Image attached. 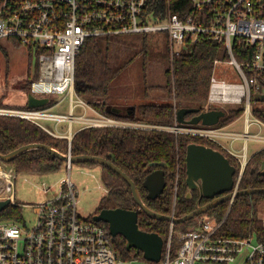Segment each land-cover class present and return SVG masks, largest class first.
<instances>
[{"label": "built area", "instance_id": "1", "mask_svg": "<svg viewBox=\"0 0 264 264\" xmlns=\"http://www.w3.org/2000/svg\"><path fill=\"white\" fill-rule=\"evenodd\" d=\"M155 0H0V40L27 47L38 59L39 77L30 92L38 97L69 98V113L49 107H0V115L28 120L55 137L71 143L73 124L140 130H167L209 138L240 162L234 192L249 161L247 140L264 141V122L253 114L252 95L264 98V0H164L163 10ZM144 34L168 40L170 59L181 54L188 43L209 39L225 46L228 60L214 61L206 107L240 104L244 108L245 133L228 132L225 127L185 125L159 126L107 116L94 110L75 89L76 58L90 37ZM253 48L248 61L239 62L235 46ZM221 65L233 67L242 83L218 75ZM249 72H248V71ZM49 103V104H50ZM81 109L75 115L76 109ZM90 111L93 115H90ZM52 123V125H50ZM67 123L66 132L57 127ZM252 125L258 131L250 133ZM231 138L230 146L224 139ZM245 140L242 148L233 146ZM245 152V153H244ZM70 156V154H69ZM69 171L70 159L66 160ZM18 174L14 166L0 168L3 186L0 199L16 204L14 187ZM178 175L174 189L176 204ZM107 192V189H105ZM234 200V199H233ZM230 201V205L233 203ZM79 198L71 178L59 183V194L33 208L31 226L20 221H0V264H137L124 260L114 247L109 228L79 217ZM23 207V206H22ZM226 217L217 222L204 217L188 230L176 232L179 241L173 253L174 223L165 240L162 258L154 264H264V240L257 234L232 237L220 232ZM254 239L256 240L254 243Z\"/></svg>", "mask_w": 264, "mask_h": 264}, {"label": "trees", "instance_id": "2", "mask_svg": "<svg viewBox=\"0 0 264 264\" xmlns=\"http://www.w3.org/2000/svg\"><path fill=\"white\" fill-rule=\"evenodd\" d=\"M154 4L159 10H163L165 6L164 0H155ZM161 43V49L151 50L149 37L144 34L88 38L76 58L77 94L101 114L168 127L176 124L179 108H199L201 111L218 109L213 106L207 108L206 105L214 61L216 59L226 61L229 58L225 46L209 39L188 43L172 62L168 40L164 39ZM1 49L4 50V47ZM234 52L237 60L243 63L251 58L253 48H246L244 45L235 46ZM133 68H137V71L132 72ZM38 77V64L35 69L29 67L22 85L24 90L30 92L32 81ZM114 99H141V101L124 105L114 103ZM251 100L255 105L256 102L261 104L253 107V114L264 122V98L261 99L253 94ZM51 105L50 103L44 107ZM0 107L25 108L28 105H9L4 102V96H0ZM113 108H121L122 112L115 113ZM243 112L242 106L228 109L218 126L230 125L240 118ZM192 115L189 114L190 117ZM31 143L46 144L72 156L87 154L107 158L133 179L144 203L149 208L165 215L174 214L178 218L189 214L198 205L210 201L200 198L197 190L192 192L191 198H187L186 152L189 144H204L221 150L237 168L235 179L240 167L239 160L219 144L198 135L176 134L157 129L86 126L77 130L69 143L67 138L55 137L28 120L0 115V153L7 154ZM263 160L264 148L249 158L239 190L264 188V175L260 173ZM65 161L45 150L33 149L20 154L8 164L15 167L18 175L45 174L58 171ZM81 164L98 167L101 170V179L107 192L101 198L97 213L105 208L137 210L138 224L142 230L158 233L164 239L168 237L170 222L153 219L142 211L133 198L129 184L117 173L95 162ZM159 168L165 169L166 186L160 196L149 199L143 183L149 173ZM177 175V196L174 205ZM262 204H264V193L237 196L231 205L230 201L223 202L191 220L174 224L173 253L179 246L176 232L188 230L204 217L213 218L217 222L226 217L220 227V232L224 235L244 237L254 233L260 240H264V219L258 216V209ZM22 210V205L19 203L10 204L0 212V221H20ZM87 220L94 221L93 217ZM97 223L108 228L107 223ZM113 243L122 259H140L149 262L137 249L128 250L126 239L122 235L113 237ZM150 263L154 264V262Z\"/></svg>", "mask_w": 264, "mask_h": 264}, {"label": "water", "instance_id": "3", "mask_svg": "<svg viewBox=\"0 0 264 264\" xmlns=\"http://www.w3.org/2000/svg\"><path fill=\"white\" fill-rule=\"evenodd\" d=\"M49 103V97H38L31 92L27 94V105L29 108L44 107ZM113 111L119 114L122 112V109L113 108ZM188 114L196 115L188 120L186 119ZM225 115L226 112L222 109L201 111L199 108H179L177 111V122L185 125L202 124L204 126H214L219 124L221 118ZM33 149L45 150L59 159H70L72 163L95 162L110 168L129 184L133 198L142 211L153 219L166 220L174 224L191 220L194 217L206 213L220 203L235 199L237 196L264 193V188H248L234 192L237 168L231 164L229 158L221 150L204 144L191 143L188 145L186 152L187 198H191L192 192L197 190L199 191L200 198L210 199V201L204 205H198L189 214L178 218L174 214L165 215L149 208L144 203L133 179L116 166L114 162L104 157L87 154L69 156V154L60 152L49 145L31 143L23 145L7 154L0 153V160L3 163H9L20 154ZM260 173L264 175V160L260 167ZM143 185L148 191L147 197L149 199H155L160 196L166 186L165 169L159 168L149 173ZM10 204V198L0 199V212ZM138 218L139 214L137 210L124 208H105L93 216L94 221L108 224L110 234L113 237L122 235L126 239V247L128 250L135 248L143 253V257L147 261L159 262L162 258L165 240L158 233L142 230L138 224Z\"/></svg>", "mask_w": 264, "mask_h": 264}, {"label": "rangeland", "instance_id": "4", "mask_svg": "<svg viewBox=\"0 0 264 264\" xmlns=\"http://www.w3.org/2000/svg\"><path fill=\"white\" fill-rule=\"evenodd\" d=\"M162 40L156 37H149L150 49L153 48L161 49ZM4 47V50L1 49ZM7 52V54H6ZM38 64L37 55L32 51L30 52L27 47H17L11 41L0 40V96H4V102L9 105L20 106L27 104V94L28 91L24 90L23 83L27 77L29 67L35 69ZM133 71H137V68H133ZM218 75L221 78H226L227 81L242 83L241 79L233 73V67L228 65H221L218 70ZM43 97V96H41ZM51 103L54 104L61 101L60 105L55 107L53 111L60 113H69V98L66 99L64 96L54 97L51 96ZM139 100H119L114 99L113 102L116 104H127L132 105ZM240 104H223L215 105L218 109H222L228 112L230 108H238ZM125 109V108H124ZM81 109L77 108L75 110V115L80 114ZM90 115L93 113L90 111ZM52 125V123H50ZM57 129L60 132L66 130L67 123H63ZM81 126H87L85 124H73V131H76ZM62 127V128H61ZM225 127V126H224ZM228 132H238L245 133V118L241 116L236 121L231 123L229 126L225 127ZM258 131L257 125H252L249 129L250 133H255ZM262 135H264V129L262 130ZM225 145L230 146L232 140L231 138L224 139ZM245 140L235 141L233 146L240 149L244 146ZM264 148V141H254L247 140L246 152L248 158H250L254 153ZM245 153V152H244ZM8 163H3L0 161V168H9ZM66 177H70L72 183L75 185L76 193L79 198V203L77 205V213L82 219H89L97 213V208L100 205L101 198L106 194L103 181L101 179L100 168L91 167L81 163H72V169L69 171L67 168V162L65 161L62 167L55 172L40 174H19L15 187L14 194L17 203L22 205V220L21 225L25 222L28 226H31L35 220L36 214L32 207L27 205L38 204L44 202L48 199H54L59 194V183ZM3 186V181L0 180V191ZM258 216L264 219V204L259 206ZM254 239V243H255ZM137 264H151L150 262L142 261L137 259Z\"/></svg>", "mask_w": 264, "mask_h": 264}, {"label": "crops", "instance_id": "5", "mask_svg": "<svg viewBox=\"0 0 264 264\" xmlns=\"http://www.w3.org/2000/svg\"><path fill=\"white\" fill-rule=\"evenodd\" d=\"M53 109H54V108H53ZM60 125H62V127L65 126V125H63V124H60ZM60 125H59V126H60ZM227 126H229V125H227ZM227 126H225V127H227ZM62 127H61V128H62ZM83 127H86V126H81V127H79L77 130H79V129L83 128ZM66 130H67V127H66ZM66 130L63 131V132H66ZM77 130H76V131H77ZM76 131H74V133H75Z\"/></svg>", "mask_w": 264, "mask_h": 264}, {"label": "flooded vegetation", "instance_id": "6", "mask_svg": "<svg viewBox=\"0 0 264 264\" xmlns=\"http://www.w3.org/2000/svg\"><path fill=\"white\" fill-rule=\"evenodd\" d=\"M194 115H196V114H193L191 117L189 116V114L186 116V119H191Z\"/></svg>", "mask_w": 264, "mask_h": 264}]
</instances>
